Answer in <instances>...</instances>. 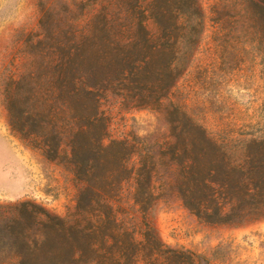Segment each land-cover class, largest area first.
Listing matches in <instances>:
<instances>
[{"label": "trees", "instance_id": "16d2710c", "mask_svg": "<svg viewBox=\"0 0 264 264\" xmlns=\"http://www.w3.org/2000/svg\"><path fill=\"white\" fill-rule=\"evenodd\" d=\"M102 2L83 24L42 27L26 45L33 51L23 71L2 77L11 130L48 160L64 156L77 193L67 217L28 199L0 202V264H202L166 244L148 219L163 186L206 223L264 217V135L217 141L172 106L162 141H105L102 99L114 93L129 107L157 106L189 65L204 14L199 0ZM130 180L139 231L119 203Z\"/></svg>", "mask_w": 264, "mask_h": 264}, {"label": "rangeland", "instance_id": "374dc122", "mask_svg": "<svg viewBox=\"0 0 264 264\" xmlns=\"http://www.w3.org/2000/svg\"><path fill=\"white\" fill-rule=\"evenodd\" d=\"M204 27L193 57L168 94L154 107H129L114 93L101 108L110 138L146 143L168 135L166 112L178 106L217 141L264 135V0H199ZM102 0H0V202L32 200L67 217L75 206L76 183L64 156L46 159L21 141L9 125L2 77L23 71L42 27L85 23ZM148 28L154 29L152 21ZM46 50H44L45 52ZM146 144V145H147ZM148 146V145H147ZM146 150V148H143ZM164 172L155 178L164 183ZM133 181L122 186L119 203L136 230L141 215L133 203ZM149 213L162 240L189 249L202 264H264V217L242 224H210L187 210L163 186Z\"/></svg>", "mask_w": 264, "mask_h": 264}]
</instances>
